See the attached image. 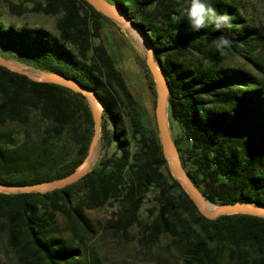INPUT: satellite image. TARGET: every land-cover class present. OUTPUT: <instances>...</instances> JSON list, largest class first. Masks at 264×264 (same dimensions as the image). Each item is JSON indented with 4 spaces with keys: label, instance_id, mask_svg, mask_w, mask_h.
I'll use <instances>...</instances> for the list:
<instances>
[{
    "label": "trees",
    "instance_id": "trees-1",
    "mask_svg": "<svg viewBox=\"0 0 264 264\" xmlns=\"http://www.w3.org/2000/svg\"><path fill=\"white\" fill-rule=\"evenodd\" d=\"M108 1L155 49L171 91L173 141L204 198L217 206H264V78L222 64L241 56L261 71L262 64L246 52L261 51L262 28L248 24L230 0H210L217 13L231 18L221 31L193 30L187 0ZM33 2L31 11L57 18L56 33L0 24V55L81 82L105 110L102 157L79 182L47 194L0 192V229L20 264H96L83 260L99 233L87 212L105 208H115L106 227L123 238L137 230L140 245L156 251V264H264V217L210 220L169 171L157 122L101 41L103 22H114L85 0ZM8 4L12 12H23L21 5ZM220 36L230 40L224 55L214 45ZM147 79L154 91L149 69ZM11 124L22 131L6 129ZM93 134L84 94L0 66V182L28 185L69 177L86 157Z\"/></svg>",
    "mask_w": 264,
    "mask_h": 264
},
{
    "label": "rangeland",
    "instance_id": "rangeland-1",
    "mask_svg": "<svg viewBox=\"0 0 264 264\" xmlns=\"http://www.w3.org/2000/svg\"><path fill=\"white\" fill-rule=\"evenodd\" d=\"M34 0H0V24L8 27L10 25L20 27H42L56 33L57 18L31 11ZM41 1V0H39ZM239 8L243 18L252 26L261 27L264 35V0H230ZM21 5V14L12 12L8 3ZM112 20V19H111ZM114 23L103 22L101 41L108 47L110 53L116 58L119 69L124 74L128 85L137 100L143 105L151 120L156 122V105L158 99V87L155 83V90L150 88L147 79L148 67L145 68L147 51L141 39L132 30L128 29L118 21ZM246 56L258 60L263 66L259 71L257 67L246 57L231 56L223 61V65L232 67H243L261 78H264V46L258 52H246ZM1 58L12 63L22 65L34 73H41L32 67L25 66L15 60L0 55ZM152 76V74L150 73ZM153 78V76H152ZM154 80V78H153ZM176 128V127H175ZM9 131L17 134L21 128L16 124L6 127ZM176 132L174 129L173 133ZM102 152L98 144L93 166L101 159ZM115 208H105L88 211V217L99 226V233L88 242L85 256L90 259V263L96 264H156V251H149L143 248L138 242L137 230H131L130 236L123 238L111 232L106 227L107 220L110 219ZM63 223V220H60ZM66 236L67 232H63ZM0 264H20L16 253L8 246L6 232L0 229Z\"/></svg>",
    "mask_w": 264,
    "mask_h": 264
},
{
    "label": "water",
    "instance_id": "water-1",
    "mask_svg": "<svg viewBox=\"0 0 264 264\" xmlns=\"http://www.w3.org/2000/svg\"><path fill=\"white\" fill-rule=\"evenodd\" d=\"M85 1L98 12L103 13L107 18L118 21L119 23L126 26L128 29L132 30L135 34L139 36L142 43L144 44L147 51L146 64L158 87L156 122L159 130L163 153L165 159L168 162L169 171L171 172L173 177L183 186L191 200L197 206L200 213L210 220H216L221 216L234 214L264 217V206L251 203L225 204L220 206L213 204L214 206H216V209L212 212L205 211L202 209V203L199 195L201 194V192L192 182L191 178L182 166L179 151L173 141L168 115L169 96L171 91L165 74L163 73L156 61L155 49L153 48L152 44L148 41L147 37L143 34V32L136 27L135 23L119 8L117 4H112L108 0ZM0 66L12 72L24 75L34 82L56 84L69 88L75 92L84 94L90 103L94 119V134L89 145L88 153L72 175L57 181L39 184L11 185L0 182V192L7 194H47L56 190L64 189L79 182L84 176H86L91 171V167L93 166L92 162L95 157L102 132V122L105 110V105L103 101L97 96L93 89L86 87L81 82L69 78L65 75L45 72L34 73L30 69L22 65L12 63L11 61L1 57ZM172 147H174L176 151L179 163H177L171 156ZM201 196L204 198L202 194Z\"/></svg>",
    "mask_w": 264,
    "mask_h": 264
},
{
    "label": "clouds",
    "instance_id": "clouds-1",
    "mask_svg": "<svg viewBox=\"0 0 264 264\" xmlns=\"http://www.w3.org/2000/svg\"><path fill=\"white\" fill-rule=\"evenodd\" d=\"M187 3V18L191 22L193 30L199 31L206 27H212L216 31H221L229 27L230 16L217 13L210 0H187ZM214 45L217 51L224 55L230 45V40L225 36H220L214 41Z\"/></svg>",
    "mask_w": 264,
    "mask_h": 264
},
{
    "label": "bare ground",
    "instance_id": "bare-ground-1",
    "mask_svg": "<svg viewBox=\"0 0 264 264\" xmlns=\"http://www.w3.org/2000/svg\"><path fill=\"white\" fill-rule=\"evenodd\" d=\"M171 156L173 157V159L179 163V160H178V157L176 155V151L174 149V147H172V150H171ZM200 195V199H201V203H202V209L205 210V211H209V212H212L213 210L216 209V206H214L213 204H211L210 202L206 201L202 196L201 194Z\"/></svg>",
    "mask_w": 264,
    "mask_h": 264
}]
</instances>
